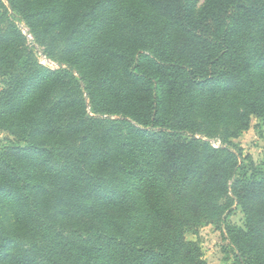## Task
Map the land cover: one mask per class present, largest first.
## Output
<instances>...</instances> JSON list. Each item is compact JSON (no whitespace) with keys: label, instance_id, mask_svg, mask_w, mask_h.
Instances as JSON below:
<instances>
[{"label":"trees","instance_id":"1","mask_svg":"<svg viewBox=\"0 0 264 264\" xmlns=\"http://www.w3.org/2000/svg\"><path fill=\"white\" fill-rule=\"evenodd\" d=\"M7 2L12 14L0 0V56L22 55L5 33L14 32L15 19L23 16L37 34L52 35L57 44L63 36V57L70 63L65 61L67 68L55 71L37 65L42 79L21 89H14L13 83L20 78L15 73L26 72L25 67L0 69L10 80L0 95V131L15 138L0 145L1 191L13 193L16 205L32 202L30 193L41 177L37 170L47 169L46 162L58 157L74 124L97 125L93 135L90 129L85 134L98 143L96 147L109 144L116 161L114 174L111 158L104 160L107 166L99 155L87 157L78 147L57 159L61 169L49 172L55 180L48 184L58 208L68 214H96L106 232L103 229L102 246L75 256L76 245L66 241L54 251L45 249L48 264H146L135 261L141 255L140 245L125 231L133 225L126 226L116 216L131 213L138 235L157 240L163 233L172 234L180 256L176 264H203L196 244L187 243L185 235L199 227L202 217L219 211L216 192L232 180L231 194L241 203L247 224L246 231L237 229L235 243L244 242L249 251L259 249L264 232V171L246 157L254 171L247 178L246 167H239L237 176L241 153L219 163L218 150L210 146L201 159L200 141L186 134L194 133L200 121L217 126L237 122L232 138L249 129L251 117L264 125V0ZM253 27L260 29L259 36L252 33ZM253 39L258 41L262 66L243 55ZM76 64L86 86L81 98L75 92L79 79L72 73ZM91 114L130 119L150 130L138 131L140 139L112 149L111 136L100 131L109 119ZM53 138L55 144L50 143ZM36 155H42L40 166ZM23 184L34 189L21 191L18 186ZM123 198L127 205L121 206L118 200ZM88 201L93 208L83 206ZM22 229L18 225L14 232ZM145 246L142 250L151 248ZM23 255L24 251L11 249L2 253L0 263L22 264Z\"/></svg>","mask_w":264,"mask_h":264},{"label":"rangeland","instance_id":"2","mask_svg":"<svg viewBox=\"0 0 264 264\" xmlns=\"http://www.w3.org/2000/svg\"><path fill=\"white\" fill-rule=\"evenodd\" d=\"M4 6L8 9V12L12 14V8L9 6L7 0H1ZM14 32L5 33L6 37H10L14 49L19 50L22 55H14L9 52L5 56H0V69H11L15 64H20L26 72H17L15 77H20L13 83V88L21 89L25 84H33L37 80H41L42 76L38 75L36 70L37 65L42 69L58 70L60 68H67L64 64L68 60H64L63 57V36L58 37V44L52 40V35L49 34H37L34 28L28 26L23 19V16H17L15 19ZM252 33L259 36L261 31L257 27L252 28ZM43 37V38H41ZM41 38V39H40ZM258 41L251 40L246 44L243 55L254 60V62L262 66L263 61L259 57V50L257 48ZM148 55V53H146ZM25 58V59H24ZM27 58V59H26ZM25 61L31 64H25ZM79 65L76 64L72 73L74 77L79 79V84L75 85V92L78 98L83 95V89L85 83L82 81V72H78ZM29 71V72H28ZM81 79V80H80ZM9 79L5 78L3 74H0V95L7 87ZM12 83V81H11ZM66 93L62 94L64 98ZM85 97V96H84ZM16 103H18L16 101ZM89 105V102H87ZM2 108V102H0V109ZM95 119H109L106 125L101 127L102 131L108 133L112 140V149L119 147V144L128 141L132 144V140L140 139L137 135L138 131L150 130L149 128L141 127L135 124L130 119H122L118 116L106 115H89ZM116 123H120L117 125ZM250 127L246 131L238 133L236 138H232L231 135L237 133L239 124L236 122L234 125L217 126L210 125L208 122L200 121L199 127L192 134H186L189 137L194 136L199 142V155L201 159H205L208 154L207 147L218 150L217 160L219 163H226L231 156H237L241 153L242 158L238 157V170L236 175L240 173L239 167H246V177L250 178L253 173V169L249 166L245 160L246 157H251L256 165V169L264 171V125L263 121L255 117L249 119ZM38 130L41 126L36 125ZM47 127V126H46ZM71 134L63 139L62 147L58 149L60 152L56 159H51L46 162L47 169L41 168L37 170L38 175L41 177L36 179V185L34 191L30 194L33 195L32 202L28 200L25 206L16 205V202L12 199L13 193L8 191H1L0 188V259H2V253H9L11 249L24 251L22 264H48L44 260L45 249L51 248L54 251L55 246L60 241H66L76 245L73 250V255H78L83 250L91 247H99L105 243V236L103 235L102 222L98 219L94 213H76L72 214L62 213L58 208L55 197L52 196V192L49 189L48 183H53L55 178H52L49 174L50 171L56 173L61 169V163L57 160L59 157L64 158L70 150H75L78 147L82 154L87 157H97L102 159L111 158L113 161L111 171L116 173V161L111 157L110 145L105 144L104 147H96L98 143L89 140L88 133L93 135L97 125H76L72 126ZM133 129L136 132H133ZM39 133L40 130H39ZM70 133V132H69ZM13 140L14 137L10 136L6 132L0 131V145H5L7 140ZM108 139V137H107ZM45 142V140H43ZM55 139H51L50 143L55 144ZM63 150V151H62ZM115 153H113L114 155ZM42 155H36L38 166V157L41 160ZM201 162V160H200ZM41 163H43L41 161ZM105 165L109 166L107 162ZM197 168V166H196ZM47 173L49 174L48 178ZM44 175V177H43ZM118 176V173L116 174ZM236 176V177H237ZM234 178V177H233ZM232 178V179H233ZM43 181V182H42ZM233 181V180H232ZM232 181L226 185V189H219L215 195V201L219 206L218 212H212L206 217H202L199 221L200 225L196 230L189 232L185 235V241L187 243H194L197 246V251L200 253V261L203 264H250L254 261V264L261 262L264 264V232L261 233V240L258 242V250L249 251L245 243L236 244V232L237 229L246 231V219L241 207V203L231 194L232 193ZM119 179L113 181L117 184ZM59 183V180L58 182ZM18 188L21 191L26 192L29 189H34V185H19ZM228 188V193L226 190ZM23 192V193H24ZM127 198L126 195H123ZM176 196H171L172 200H175ZM117 201V200H116ZM121 202V206L127 205L124 200H118ZM264 203V199H263ZM90 205L93 208L91 202H83V206ZM20 213H22L20 215ZM111 213V212H110ZM112 214V213H111ZM23 215V216H22ZM118 220L121 223L126 222V226L131 223L133 226L125 230L127 236L131 237L140 245V252L136 258L137 262H146V264H176L179 257L176 252V245L173 242L172 234L163 233L159 239L154 240L146 235L137 234V221H133L134 214L131 213L129 217L124 215L118 216ZM96 217V218H95ZM18 225H23L21 231H16ZM102 231V232H100ZM124 231V233H125ZM106 232V229H105ZM102 233V234H101ZM151 247L150 249L142 250V247ZM3 251V252H2ZM242 253H245V258L242 257ZM4 255V254H3ZM257 255L260 258H257ZM154 259V261H151ZM5 264V263H0ZM66 264H73L67 262Z\"/></svg>","mask_w":264,"mask_h":264}]
</instances>
